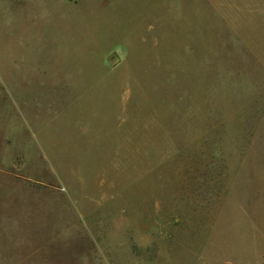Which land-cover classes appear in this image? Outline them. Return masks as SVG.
<instances>
[{"label": "rangeland", "instance_id": "1", "mask_svg": "<svg viewBox=\"0 0 264 264\" xmlns=\"http://www.w3.org/2000/svg\"><path fill=\"white\" fill-rule=\"evenodd\" d=\"M251 2L0 0V264H264Z\"/></svg>", "mask_w": 264, "mask_h": 264}, {"label": "crops", "instance_id": "2", "mask_svg": "<svg viewBox=\"0 0 264 264\" xmlns=\"http://www.w3.org/2000/svg\"><path fill=\"white\" fill-rule=\"evenodd\" d=\"M252 0H236L235 2L238 3L235 5V2H231V0H218L219 6L216 9V11L213 12V22H214V28H217L216 21H223L226 23L229 20L233 19H243V17H246L247 15H242L245 11L244 7H248L252 2ZM243 7V10L241 9ZM248 14V13H247ZM242 15V16H241ZM255 41L253 40V43ZM252 43V52L253 54L258 57V51L264 50V38L262 37L260 41H256V45L254 46ZM260 43V44H259ZM260 62L263 60V57H259Z\"/></svg>", "mask_w": 264, "mask_h": 264}]
</instances>
